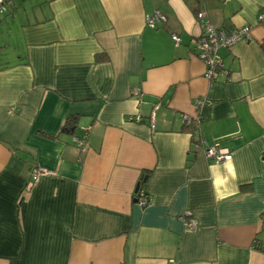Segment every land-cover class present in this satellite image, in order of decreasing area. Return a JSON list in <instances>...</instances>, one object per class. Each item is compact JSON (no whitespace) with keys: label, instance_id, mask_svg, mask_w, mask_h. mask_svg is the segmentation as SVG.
Wrapping results in <instances>:
<instances>
[{"label":"crops","instance_id":"0c3cea01","mask_svg":"<svg viewBox=\"0 0 264 264\" xmlns=\"http://www.w3.org/2000/svg\"><path fill=\"white\" fill-rule=\"evenodd\" d=\"M10 3L0 264H264V0ZM154 10L165 21L151 28ZM197 10L217 27L250 25L251 39L219 47L228 76L211 85L193 48ZM194 141H218L232 158L214 164ZM36 166L48 172L33 183Z\"/></svg>","mask_w":264,"mask_h":264},{"label":"built area","instance_id":"2783aa9c","mask_svg":"<svg viewBox=\"0 0 264 264\" xmlns=\"http://www.w3.org/2000/svg\"><path fill=\"white\" fill-rule=\"evenodd\" d=\"M10 5V0H0V12L7 11ZM195 16L200 27V33L193 40V48L196 56L204 65L203 76L207 79L209 85H211L217 80L219 75H223L224 77L228 76V70L224 67L222 58L218 52L219 47H230L240 40L251 39L250 25L242 24L227 29L224 27H217L205 19L203 10H197ZM258 18L261 19L262 14H259ZM163 21H165V16L159 10H154L152 13L145 16V24L151 28H154L156 23ZM171 38L175 43H178L179 36L176 33H171ZM135 91L136 89L133 90V92ZM193 103L196 106L202 105L204 99L202 97H196ZM129 118L139 121L141 116L139 113H136ZM182 118L186 124H190L194 127L198 125V117L193 118L183 114ZM151 125L153 127V123ZM88 129L89 126L81 129L80 134L74 137V141L78 146H83L85 144ZM199 147L202 148L204 156L214 164L227 162L231 160L233 155L229 148L222 146L218 141L211 144H207L204 141H194L190 145V151L197 150ZM30 172L31 180L35 183L41 175L48 171L43 167L36 166L32 167ZM137 201L140 205L148 203L147 195L141 189L138 191ZM180 220L187 229L195 230L197 228V220L190 216L188 212L182 213L180 215Z\"/></svg>","mask_w":264,"mask_h":264},{"label":"trees","instance_id":"16d2710c","mask_svg":"<svg viewBox=\"0 0 264 264\" xmlns=\"http://www.w3.org/2000/svg\"><path fill=\"white\" fill-rule=\"evenodd\" d=\"M73 123H74V116L73 115H69L67 118H66V120H65V123H64V125L65 126H67V125H73ZM191 125L190 124H188V128L190 127ZM141 188H140V186L138 187V189H137V191H136V194H138V191L140 190ZM146 205V204H145Z\"/></svg>","mask_w":264,"mask_h":264}]
</instances>
